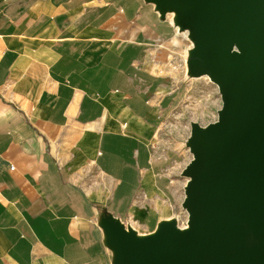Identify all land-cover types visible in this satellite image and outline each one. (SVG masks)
Masks as SVG:
<instances>
[{
    "label": "crops",
    "instance_id": "obj_1",
    "mask_svg": "<svg viewBox=\"0 0 264 264\" xmlns=\"http://www.w3.org/2000/svg\"><path fill=\"white\" fill-rule=\"evenodd\" d=\"M185 47L150 0H0V264H119L114 221L180 214Z\"/></svg>",
    "mask_w": 264,
    "mask_h": 264
},
{
    "label": "water",
    "instance_id": "obj_2",
    "mask_svg": "<svg viewBox=\"0 0 264 264\" xmlns=\"http://www.w3.org/2000/svg\"><path fill=\"white\" fill-rule=\"evenodd\" d=\"M150 1L162 15L166 7L205 5L199 26L208 38L223 30L239 54L218 42L208 59L222 106L209 132L196 134L190 172L205 184L192 189L189 209L199 233L181 238L170 221L147 246L114 221L119 264H264V0ZM179 250L183 259L175 261Z\"/></svg>",
    "mask_w": 264,
    "mask_h": 264
},
{
    "label": "bare ground",
    "instance_id": "obj_3",
    "mask_svg": "<svg viewBox=\"0 0 264 264\" xmlns=\"http://www.w3.org/2000/svg\"><path fill=\"white\" fill-rule=\"evenodd\" d=\"M207 10L205 5H196L194 7H166L164 13H170L176 16L174 27L177 32L183 35L186 40L189 42V46L184 51V59L185 63L188 67H190V71L194 73L196 77H205L211 83H213L217 90L220 93V87L216 80V77L212 70L210 69V65L208 63V59L210 55H212L217 48L218 42H224L230 52L233 55L239 54L238 44L230 39L223 30H220L217 38H208L206 36V32L199 26L197 23V15L200 13H204ZM221 96V95H220ZM219 114V112H218ZM219 120V117H218ZM217 120V121H218ZM216 121V122H217ZM210 124L206 127H198V125H192L191 131V142L189 141L190 152L192 153V160L187 164V166L183 170V174L186 176L187 180L184 185V202L182 204L184 210L187 213L186 223L185 225H176L173 228V232L181 238L191 237L199 233L198 229L194 224V214L189 209V203L191 201V191L194 187L203 185L205 182L197 180L194 175L191 174V168L196 161V152L195 149L198 145L196 140L198 132L207 133L216 123ZM170 221H167V223ZM163 225V224H162ZM163 226H161L156 232H153L148 235H138V239H152L153 241L159 240L161 231L163 230ZM138 241V240H137ZM140 241V240H139ZM175 261H181L183 259L182 250H179L178 254L175 257ZM157 261V260H156ZM155 261V262H156ZM159 261V260H158ZM156 262V264L158 263Z\"/></svg>",
    "mask_w": 264,
    "mask_h": 264
},
{
    "label": "rangeland",
    "instance_id": "obj_4",
    "mask_svg": "<svg viewBox=\"0 0 264 264\" xmlns=\"http://www.w3.org/2000/svg\"><path fill=\"white\" fill-rule=\"evenodd\" d=\"M157 2V0H154ZM158 5H161L158 3ZM166 8L163 9V12ZM169 18L172 24H175L176 16L170 13H164ZM181 35V34H180ZM186 48L189 46V42L185 39ZM184 51L177 58V65L174 70L175 73L185 77V82L182 84V88L179 93V98L176 106L174 107L172 114L166 122V132L168 140L172 143H176L182 147L183 161L180 164L181 175L177 181L179 187V194L181 199L180 214L172 220V225L175 227L178 225H185L187 213L182 207V201L185 198L184 185L187 180L183 174L184 168L192 160V153L189 148V141L191 142L192 125L196 124L198 127H206L213 124L218 120V112L222 106V99L216 86L211 83L205 77H196L192 73L185 63ZM184 202V201H183ZM167 224H170L168 222ZM163 227L165 224L162 225ZM173 227V228H174ZM138 235L135 236L136 240L142 241L149 246L152 239H138ZM150 252H155L153 247H149ZM161 249L159 250V252ZM158 252V251H157Z\"/></svg>",
    "mask_w": 264,
    "mask_h": 264
}]
</instances>
